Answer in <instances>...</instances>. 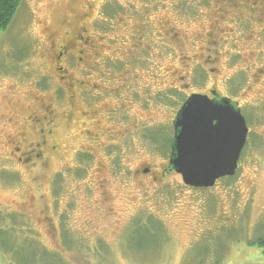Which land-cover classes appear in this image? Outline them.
Returning a JSON list of instances; mask_svg holds the SVG:
<instances>
[{
  "label": "rangeland",
  "instance_id": "374dc122",
  "mask_svg": "<svg viewBox=\"0 0 264 264\" xmlns=\"http://www.w3.org/2000/svg\"><path fill=\"white\" fill-rule=\"evenodd\" d=\"M211 91L239 103L254 147L202 193L163 177L169 154L144 133ZM40 125L49 143L32 148ZM0 212L48 264H264V0H24L0 43ZM138 216L163 225L154 253L130 239Z\"/></svg>",
  "mask_w": 264,
  "mask_h": 264
},
{
  "label": "water",
  "instance_id": "95a60500",
  "mask_svg": "<svg viewBox=\"0 0 264 264\" xmlns=\"http://www.w3.org/2000/svg\"><path fill=\"white\" fill-rule=\"evenodd\" d=\"M193 94L174 123L168 174H179L186 186L211 189L234 177L247 144L249 128L238 103L213 92Z\"/></svg>",
  "mask_w": 264,
  "mask_h": 264
},
{
  "label": "trees",
  "instance_id": "16d2710c",
  "mask_svg": "<svg viewBox=\"0 0 264 264\" xmlns=\"http://www.w3.org/2000/svg\"><path fill=\"white\" fill-rule=\"evenodd\" d=\"M23 1L24 0H0V43H1L2 35L6 33L7 30L10 28V26L12 25L14 18L16 17L17 12L20 6L22 5ZM107 8L108 6L105 7L104 11H106ZM248 124L252 125L250 122ZM144 134H146L145 139L147 140L148 145H150L152 148L156 150H158L159 148L162 154L166 155V157L169 154L168 158L170 159L172 153L173 138H174L173 130H171L170 128H168L167 130V128L159 127L158 129L157 128L149 129ZM250 138L248 139V143L244 151L254 147V146L251 147L250 145L251 144ZM168 166H169V160H168V165L166 166L165 169L166 175H169L167 173ZM234 179L235 177H229V178H224L221 181L226 180L227 182H231V180ZM194 190L200 191L202 193H206L211 189H194ZM16 215L15 214L9 215L7 213L0 212V243H1L0 253L4 255L6 254L10 258L12 264H48L45 259L51 257L52 254L57 259L56 254L54 253L50 254V252L42 246L40 241L34 242L33 240H30V238H34V237L37 239L36 236L28 235V237L23 242H20L19 238L17 237V232H18L17 229H21V227L19 224V219L17 218ZM65 234L67 236V232H64V236ZM130 235H131L130 236L131 241L133 243L135 241L134 244L138 250L142 249L140 248V245L146 240L149 239L153 241L152 242L153 246L147 248L148 249L147 251H151L152 253H154V251L161 246L165 238L167 239V236L163 229V225L160 224L159 220L157 218H154V216L153 217L138 216L134 220L131 226ZM30 243H34L35 247H32ZM26 244H28V246ZM252 245L262 249L264 252V238L255 241ZM30 247L34 248L35 250H30L31 249ZM200 256L202 258V254H200ZM57 261L60 262L59 259H57ZM191 262H193L192 264H194V252L190 259V263Z\"/></svg>",
  "mask_w": 264,
  "mask_h": 264
},
{
  "label": "flooded vegetation",
  "instance_id": "af4514ba",
  "mask_svg": "<svg viewBox=\"0 0 264 264\" xmlns=\"http://www.w3.org/2000/svg\"><path fill=\"white\" fill-rule=\"evenodd\" d=\"M77 39H79V40H78V43H77L78 45H76L75 50H77V54L78 55L84 56V58H81V61H83L86 58L88 52L92 49V39L93 38L91 36V33H90L89 29H87V28H81V32L78 35ZM51 45L53 46V49L59 51V54H58V60L59 61L62 60L64 57L68 58L69 55L72 54L73 53V50H74L73 49V43H71V42L67 43L66 45H57L55 42L51 41ZM69 59H68V61H69ZM59 70L61 71V73H64L65 72V75L62 76V77L60 76V78H59V81L62 82V83H64V81L68 78L67 77V71H68L67 70V67L61 66V67H59ZM84 71H86V70H84ZM71 86L72 85L67 84L66 89H68L69 92H72V87L73 86L72 87ZM213 92L214 91H211V95H207V96H209L210 99H214ZM220 96L224 98V96H222V95H220ZM72 98L73 97L71 95V100H72ZM36 124H40V121H37ZM39 132H40L39 133V138H40L41 141L39 143L33 144V147L32 148H42V147L48 145V143H49L45 139L44 134L46 132V129H44L42 127V125L39 126ZM249 132H250V130H249ZM51 135H52V131L49 130L48 133H47V136L50 137ZM30 146H32V145H30ZM52 148H53V150H55L56 147L53 146ZM37 152H38V150H35L34 149L32 151V153H31V155H30V158H27V161L33 160L36 156L39 157V158H41V156H39L40 154L37 155ZM79 157H81V153L79 154ZM36 159H38V158H36ZM165 169H166V167L163 170V177L166 176V173L164 174ZM148 172H149L148 169L144 170V174H148Z\"/></svg>",
  "mask_w": 264,
  "mask_h": 264
}]
</instances>
